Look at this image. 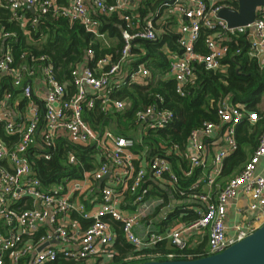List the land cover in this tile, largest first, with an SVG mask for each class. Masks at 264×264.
Listing matches in <instances>:
<instances>
[{"label": "built area", "instance_id": "1", "mask_svg": "<svg viewBox=\"0 0 264 264\" xmlns=\"http://www.w3.org/2000/svg\"><path fill=\"white\" fill-rule=\"evenodd\" d=\"M14 18H20V10L27 6L34 8L33 15L21 25L23 33L29 35V27L38 23L37 15L50 13L61 16L69 22H79L85 29L97 37L99 19L90 14L89 6L96 9L98 15L116 14L124 22L122 37L124 45L121 56L116 63L109 58L98 60L94 68L79 64L70 70L68 81H60L50 59L44 55L29 56L21 54L22 63L17 64L12 51V44L7 38L15 32L0 29V219L6 223L0 231V264H18L20 258L33 252L29 264H44L58 257L75 262L88 259L112 256L114 231L108 218L120 223L125 240L136 249L154 248L158 243L168 241L176 252L166 253L167 259L186 256L191 259L197 253H182L189 248V238L193 233L207 236L206 254L220 252L229 245L243 239L264 222V175L258 173L259 163L264 158V127L259 136V143L237 175L227 179L214 197L210 192L201 191V185L195 184L190 189L182 190L177 186V175L172 171L169 162L162 156L147 160L150 173L155 178L167 176V179L179 195L197 201L202 209H195L197 218L187 224L165 231H152L139 237L135 231L138 222L150 212L151 208L161 205L163 200L156 197L146 198L145 189L140 191L147 169L135 168L130 148L133 140L114 135L110 131H98L88 124L83 117L85 108L94 107L96 100L102 104L105 112L112 109L120 112L126 103L111 95L125 83L120 76L122 66L131 55L135 39L156 40L164 30L175 31L179 51L166 49L169 74L175 81V90L184 95L185 86L194 79V64L201 63L205 69L223 70L222 58L228 52L226 40L231 35L245 34L249 40L248 55L256 58L264 48V15L256 8L258 15L252 22L231 27L227 21L218 16L224 8H236L231 3L219 0H172L164 2L180 18L175 29L166 20L155 23L151 18L137 15L128 10L129 0H69L65 6L56 0H2ZM260 14V15H259ZM201 29L209 30L205 40L206 52L195 50V42ZM86 55L92 58L93 51L87 49ZM30 64L24 63V59ZM133 83H142L138 78L150 76L145 65L139 64L129 74ZM39 82L42 83L43 88ZM147 84V81H144ZM75 87L72 95L70 87ZM217 121H204L189 134L188 156L192 165L203 164L205 139L216 130L222 129L221 144L212 156V169L205 183L212 186L222 170L223 160L235 152L238 144L235 128L243 121L250 124L260 119L255 110H248L245 104H233L223 99L216 106ZM136 119L146 122L148 127H164L173 119L170 110H163L155 103L138 109ZM4 136H8L5 139ZM61 138L80 146H94L103 158L99 169L94 170L93 177L102 179L110 174L111 178L123 184L118 191L111 186L101 190L100 204L95 211L86 210L84 204L75 203L71 197L75 191H81L77 182L65 187L56 185L45 188L36 176L28 154L37 158L50 159ZM176 148V145L172 146ZM68 160L74 163L75 156L69 153ZM64 186V187H63ZM124 190H129L137 203L135 211L125 212L123 201ZM27 199L35 203L23 207ZM36 203L39 206H36ZM236 205L239 220L229 232L227 225L228 207ZM90 220L89 225L74 234L62 222L63 216L70 212ZM43 229L37 241H25L24 236H31ZM206 232V233H205ZM56 241L61 246L50 243L43 249L37 248L44 242ZM144 255H128L123 261L139 260Z\"/></svg>", "mask_w": 264, "mask_h": 264}, {"label": "trees", "instance_id": "2", "mask_svg": "<svg viewBox=\"0 0 264 264\" xmlns=\"http://www.w3.org/2000/svg\"><path fill=\"white\" fill-rule=\"evenodd\" d=\"M155 5L158 1L145 0L140 8L142 13H146L147 6ZM235 5V2H232ZM149 8V7H148ZM24 10V9H22ZM20 10V11H22ZM23 12V11H22ZM20 12V16L22 14ZM100 34H107L108 38L113 40L109 46L103 44L100 37L87 31L79 22H69L68 19L61 16H52L50 13L43 16L37 15L38 23L35 27H29V35L23 33V29L19 25L20 19L13 20L11 12L6 8H0V29L4 31L15 32V36L7 38V42L12 44V51L17 64L22 63L21 54L24 52L29 56L46 55L56 70L57 78L60 81H68L70 70L79 64H87L94 68L98 60L110 55L109 64L104 65L105 69L109 68L111 63L118 62L124 40L122 37V29L124 22L120 20L116 14L98 15ZM209 30L201 29L199 38L195 42V50L201 53L206 52L205 40ZM177 34L175 31L164 30V32L156 40L135 39L131 52H134V58L131 63L124 66L133 70L139 62H143L150 72L149 83L147 85L130 84L123 85L117 89L115 95L127 99L130 105L126 111L121 114L134 119L133 115L137 108H144L155 103L163 110H170L173 113L172 121L163 128H152L142 136L141 142L136 143L134 150L142 151L149 149L151 154L164 155L165 149L173 143L178 144L181 148L189 136L191 130L200 126L204 121H216V106L224 98L230 99L233 104H245L248 110H255L260 115V119L250 127L246 122H242L237 127V140L239 144L238 150L227 158L221 176L223 178L232 174V172L245 160L246 150L257 144L264 125V109L259 105L264 94V65L261 66L257 60L250 58L247 54L248 41L245 34L232 35L228 42V52L222 58L221 62L225 65L223 70L205 69L203 64H194V79L185 86L184 95H180L175 90V81L172 77H167L169 73L168 59L162 51V47L166 45L171 50L179 51L177 44ZM87 49L93 51L92 58L86 55ZM24 63L30 64V60L25 58ZM160 75V76H159ZM124 110V109H123ZM86 119L93 127L98 128L104 120L109 118L105 113L101 112L96 105L93 109L83 113ZM122 117V116H121ZM8 139V136H4ZM72 151L77 161L68 163L67 154ZM96 149L94 146H80L62 140L56 146L50 159L37 158L33 153L28 154L33 165L36 176L41 183L47 187L52 183H56L63 179H79L84 171H90L96 165ZM168 159L171 161L174 170L180 177V185L183 186L187 182L197 177L198 170H194L191 178H183L181 169L185 167V161L180 156L170 155ZM178 164H182L180 168ZM178 165V166H177ZM166 197V195H165ZM177 208L168 214V219H174L179 213ZM182 222H191L197 218V214L192 210L183 212ZM86 220V219H85ZM86 223V222H85ZM6 223L0 219V231H4ZM41 229L38 233H41ZM40 234H32L24 236L25 240H33ZM117 240L114 244L115 250L119 254H112V260L108 264H135L151 259L164 260L167 259L165 253L176 252L172 245L165 248V243H158L154 248L136 249L132 244L125 241L121 231L117 229ZM207 238V237H206ZM204 243V241L202 242ZM201 243V244H202ZM185 248L182 253H197L192 258L206 256V252L201 248ZM164 253V255H155ZM144 255L139 260L123 261L127 255ZM186 256H176L174 259H185ZM29 255L22 256L18 264H29ZM67 261L58 257L54 261L44 264H72L74 261Z\"/></svg>", "mask_w": 264, "mask_h": 264}, {"label": "crops", "instance_id": "3", "mask_svg": "<svg viewBox=\"0 0 264 264\" xmlns=\"http://www.w3.org/2000/svg\"><path fill=\"white\" fill-rule=\"evenodd\" d=\"M88 1L89 0H86L87 3H88ZM105 1L107 3L115 2V0H105ZM143 1H145V0H129L128 6H127L128 10L132 11L133 13H135L137 15H141V16L146 17V18H151V20H154L155 23H157V24L160 22L168 20L171 23V25L173 27H175V29L177 28V26L180 23V18L178 17V15H176L173 11L170 10L169 6L166 9V6L164 4V2L166 0H157L158 3L155 5L152 2V4L150 6H147L148 10L146 11V13H142L139 10L140 8H142L143 10L146 9L143 6ZM153 1H156V0H153ZM171 1L172 0H167L168 3H171ZM219 1L231 3V5H233L232 2H235L236 4L233 6L236 8V10H238L237 0H219ZM56 2L59 5L65 6L68 4L69 0H56ZM259 6H262V5H259ZM2 7L6 8L7 10H9V12H11V10L9 8H7L3 5L2 0H0V8H2ZM89 9H90V14H92V16H94V17L98 16V13L94 7L89 6ZM261 10L262 11L260 14L264 15V8H262ZM22 11H20V12H22L20 18H14L12 16V12H11V17L13 20L20 19L18 22V23H20L19 24L20 26L24 22H26L30 18L28 16L33 15V12H34V11L32 12L27 7L24 8V10H22ZM258 13H259V10L257 9V11H256V9H255V15H258ZM102 35L103 36L100 37L99 39L101 40V42L103 44H105L107 46L112 44L113 40L111 38H108L107 34L103 33ZM231 36H230V38H231ZM230 38L226 40L227 44H228ZM135 41L136 40H134L133 44L135 43ZM247 41H248V48H249V40L247 39ZM166 49H170V48H168L166 45H164L162 47V51L166 52ZM247 54H248V51H247ZM134 55H135L134 52H133V54L131 52V55L127 57L128 61L125 62L124 65L122 66V70H121L122 73L120 74V76L122 78H124L125 83L122 84L118 89H120L123 85L128 86L130 84H133V82L131 80H129V78H130L129 74L131 72H133L134 70H136L139 64L145 65V63H143V62H139L138 64H136V66H133L132 71H130V68H128V67H126L124 69L125 65L132 62ZM120 56H121V53H120ZM106 57L109 58L110 55H106ZM250 58H253V57H250ZM254 59L257 60L261 66L264 65V48L258 52V54L256 55V58H254ZM83 64H85V63H83ZM224 67H225V65H224ZM167 77H171L169 73L167 74ZM140 80L142 81V83H135V84H139V85L144 86V85H147L149 83L148 77L143 78V76H141L138 78V81H140ZM144 81H147V84H145ZM39 84L43 88L42 83L39 82ZM75 92H76L75 87L74 86L70 87L69 95H72ZM111 97L112 98H119V99L123 100L126 103L124 110H122L120 112H115L112 109H110V111L105 112V110L102 109V104L100 103V101L96 100L94 103V107L96 105H98L99 110L101 112L105 113L107 116H109V118L104 120L98 128L93 127L86 119L85 120L88 122V124L90 126H92L94 129H96L98 131L107 130V131H110L111 133H113L114 135L122 136L125 138H130L133 140V145L130 148V153L132 155V161L135 165V168L138 169L139 167H141V168L143 167V168L147 169V174H146V177L144 178V181L142 182V186L140 188V191L145 189L146 198L153 199V198L158 197V198L163 200L161 205L159 204V205H156L155 207L151 208L150 212H148L147 215L145 217H143L138 222V224L135 226V231H136L137 235L139 237H144L147 233L152 232V231L160 232V231H165L168 229L170 230L174 227H179L181 225L187 224V222H182L180 220V218H182V216L184 214L183 212L187 211V210H192L194 213H196L194 210L195 209H202L203 208L202 205L199 204L197 201H194L192 199H188L186 197L179 196L174 191V189L171 187L166 175H164L163 177H160V178H155L151 175L147 160L149 158H153V157L157 156V154H151L149 149H147V148H145L142 151H136V150H134V146L136 145V143L141 142L142 136L144 134H146L149 129H152V127H148V124L146 122H140L136 119L135 113L138 109H141L140 107L135 110L134 115H133L134 119L131 120L128 118V116L121 115L126 111L127 102L129 103V101H127V99H123V98L116 96L114 92L112 93ZM224 99L230 101V99H228L227 97ZM261 102H262V100H261ZM129 105H130V103L128 104V106ZM261 108L264 109L263 107H261ZM85 110L88 111V108H85ZM85 110H84V112H85ZM243 122H246L249 125V127L247 129L250 132V127L253 126L254 123L250 124V122H248V121H243ZM238 125L235 128L236 129L235 130V136L237 134ZM262 127H264V125ZM155 128H163V127H155ZM261 129L263 130V128H261ZM221 135H222V129H219V130H216L209 138L205 139V142H204L205 143V151H204V158H203L204 162L202 165H199V166L192 165L190 160H189V156H188L189 136H187V139L184 143L183 148H181L178 144L173 143L171 146H169V147H167V149H165L164 155H159V156H162L163 158H165L169 162V164L172 168V171L177 175V180H178L177 186H178V188L187 191L193 185L202 183L201 191L210 192L211 197H214L216 191L224 185V183L227 179H229V178H231L234 175H237L239 173L240 169L245 164V162L249 159L250 155L253 153L254 149L257 147V145L259 143V137H258L257 138V144L254 147H250L248 150H246L245 160L232 172L231 175L223 178L221 176V173H222V170L224 168L225 162H226L227 158L230 157L235 152H233L232 154L227 156L222 162L221 173L217 177H215L214 184L212 186H209L205 183V180H206L207 176L209 174H211L212 156H213L214 152L217 150L218 145H220L222 142V140L220 138ZM62 140H67L69 142V140L67 138H61L60 141H62ZM236 141L238 144L237 137H236ZM69 143H71V142H69ZM173 145H176V148H173L172 147ZM238 148H239V144H238ZM238 148H237V150H238ZM69 153H72L75 156V161H74V163H75L77 161L76 155L72 151H70L67 154V158L69 156ZM172 154L176 155V156H180L185 161V167L186 168L181 169L183 178H185V179L191 178L193 171L198 170L197 177L194 180L187 182L183 186L180 185V177H179L178 173L174 170L173 165L171 164V161L168 159V157ZM95 156H96L95 168L90 170V171H84L82 173L81 178H79V179H63V180L58 181L56 183H52L47 187H45L43 184L42 185L45 188H49L51 186L54 187L57 184L58 185L62 184L65 187H67V186H70L71 184L77 182L81 185L82 190L81 191H75L71 197V200L75 203L84 204L86 210H90L92 212L95 211L96 208L99 206L100 201H101L100 198H101L102 188H104L106 186H111L112 188H114L118 191H121L123 189V184L120 183V180L116 181V180L112 179L109 173L104 175L102 179H95L93 177L94 170L97 171L99 169L101 161L103 160V158L100 157V153L98 152V150L96 151ZM68 163H70L69 160H68ZM178 165L180 166V168H183L182 164H178ZM258 173L264 175V158L259 163ZM165 195H166V197H165ZM27 200L28 201H26V204L23 207H30L35 203L31 199H27ZM121 200L123 201L122 204L125 206L124 207L125 212L135 211V208L137 207V203L134 202V197H133V195H131L129 193V190H124L123 198ZM36 206H39V204L36 203ZM177 208L180 210L177 217L174 219H171V220L168 219L167 218L168 214L172 213ZM238 220H239V216L236 213V205L234 203H231L228 207V214H227V221H226L227 225L229 226V232L230 233H233L231 225L235 221H238ZM108 221H109V223H110V225L114 231L113 251H115V255H117V254H119V252L115 250L116 248H114V244L116 243V240L118 237L117 229L121 231V226H120V223L117 221L111 220L109 218H108ZM62 222L65 224V227L69 231H72L74 233V234H72L74 236V235H77L75 233L82 232L89 225L90 220H88V219L85 220L84 218H82L79 215V213L72 211V212H70L69 216H63L62 217ZM39 231L35 232V234H40L38 237L33 238V240H25V241H30V242L31 241L33 242L34 240L37 241L39 239V237L43 234V231L41 233H38ZM121 234H122V231H121ZM122 236H123V234H122ZM206 237L207 236L205 234L203 236H201L199 233H193L192 236H190V238H189V248L192 249V248L199 247V245H202L201 248L204 251L207 250V238ZM123 238H124V236H123ZM203 241H204V243H202ZM44 243H46V242H44ZM49 243L51 245H54L55 247L61 246L60 242H56V241L47 242V244L45 246H47ZM164 243H165V248L170 247L169 246L170 243L168 241H166V242L164 241ZM38 248H37V250H38ZM33 254H34L33 252H29V254H27V255H29L31 257ZM113 254H114V252H113ZM155 255L156 256L157 255L162 256V255H164V253H159V254L157 253ZM111 260H112V256L111 257L110 256H104V257H99V258L93 257V258L84 259V260H81L78 262L74 261V262H72V264H108ZM67 261H69V260H67ZM71 261H73V260H71Z\"/></svg>", "mask_w": 264, "mask_h": 264}, {"label": "water", "instance_id": "4", "mask_svg": "<svg viewBox=\"0 0 264 264\" xmlns=\"http://www.w3.org/2000/svg\"><path fill=\"white\" fill-rule=\"evenodd\" d=\"M238 10L224 8L218 16L229 26L245 25L255 18V9L264 5V0H237ZM32 12L34 8L27 6ZM46 243L39 246L42 249ZM135 264H264V222L243 239L229 245L220 252L191 259H151Z\"/></svg>", "mask_w": 264, "mask_h": 264}, {"label": "rangeland", "instance_id": "5", "mask_svg": "<svg viewBox=\"0 0 264 264\" xmlns=\"http://www.w3.org/2000/svg\"><path fill=\"white\" fill-rule=\"evenodd\" d=\"M259 106H261V107H263L264 108V95H263V97H262V102L260 103V105Z\"/></svg>", "mask_w": 264, "mask_h": 264}]
</instances>
